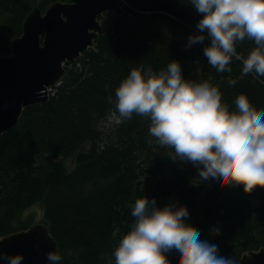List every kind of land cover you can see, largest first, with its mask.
<instances>
[{
    "label": "trees",
    "instance_id": "1",
    "mask_svg": "<svg viewBox=\"0 0 264 264\" xmlns=\"http://www.w3.org/2000/svg\"><path fill=\"white\" fill-rule=\"evenodd\" d=\"M65 1L0 0V56L10 54L33 10ZM98 18L101 28L77 59L80 65L67 67L57 92L25 107L18 123L0 135V236L30 226L32 215L20 216L40 204L61 255L58 264H115L114 250L135 222V201L145 196L159 208L185 206L186 223L198 238L237 263L244 251L264 247V188L246 194L242 186L202 181L196 166L173 160L168 154L174 150L149 134V117L108 120L115 90L134 68L159 72L178 61L186 80L217 87L230 112L240 94L264 110V77L243 75L234 57L231 71L212 68L204 55L211 42L206 33L203 42L188 46L202 18L189 0H120ZM255 46L245 39L236 50L247 57ZM166 256L176 264L174 250Z\"/></svg>",
    "mask_w": 264,
    "mask_h": 264
},
{
    "label": "clouds",
    "instance_id": "2",
    "mask_svg": "<svg viewBox=\"0 0 264 264\" xmlns=\"http://www.w3.org/2000/svg\"><path fill=\"white\" fill-rule=\"evenodd\" d=\"M202 14L200 34L189 35L188 46L210 38L204 55L218 72L231 71L234 57L242 61V74L264 77V0H189ZM253 41L247 57L236 45ZM235 80H229L234 85ZM115 111L110 123L120 124L133 113L151 120L149 134L168 154L191 162L202 181L210 177L220 187L242 186L246 194L264 188V110L257 111L245 94L236 97V111L221 103V92L207 81L183 77L178 61L164 70L143 72L134 68L115 90ZM111 99V98H110ZM135 222L114 250L115 264H170L166 253L175 251L176 264H237L219 255L218 246L201 241L199 232L186 223L185 206H156L147 197L135 201ZM215 235L219 231L214 230ZM7 264H22V254L0 256ZM49 264H58V252L47 254Z\"/></svg>",
    "mask_w": 264,
    "mask_h": 264
},
{
    "label": "water",
    "instance_id": "3",
    "mask_svg": "<svg viewBox=\"0 0 264 264\" xmlns=\"http://www.w3.org/2000/svg\"><path fill=\"white\" fill-rule=\"evenodd\" d=\"M117 7L118 0H68L26 17L10 54L0 56V135L18 123L25 107L47 101L45 90L63 76L62 64L94 43L98 17ZM49 252H58V245L44 223L0 236V256L22 254V264H48ZM237 264H264V247L244 251Z\"/></svg>",
    "mask_w": 264,
    "mask_h": 264
},
{
    "label": "rangeland",
    "instance_id": "4",
    "mask_svg": "<svg viewBox=\"0 0 264 264\" xmlns=\"http://www.w3.org/2000/svg\"><path fill=\"white\" fill-rule=\"evenodd\" d=\"M79 65H80V63H79ZM51 96H53V95H51V94L46 95L47 98H49ZM65 162L67 164H69V165L72 164V161L69 158L66 159ZM254 201H255V203H258L260 201V195L259 194H256L254 196ZM27 215H32V217H33V219H31V223L32 224H34V223H42V208H41L40 204H34L31 207L25 209V211L22 213L20 218L24 219V218H26Z\"/></svg>",
    "mask_w": 264,
    "mask_h": 264
},
{
    "label": "built area",
    "instance_id": "5",
    "mask_svg": "<svg viewBox=\"0 0 264 264\" xmlns=\"http://www.w3.org/2000/svg\"><path fill=\"white\" fill-rule=\"evenodd\" d=\"M76 66H79V62H76ZM64 67H70V64H64ZM61 85V80H57L53 85L48 86L45 90V95H54L57 92L58 87Z\"/></svg>",
    "mask_w": 264,
    "mask_h": 264
},
{
    "label": "bare ground",
    "instance_id": "6",
    "mask_svg": "<svg viewBox=\"0 0 264 264\" xmlns=\"http://www.w3.org/2000/svg\"><path fill=\"white\" fill-rule=\"evenodd\" d=\"M120 0H118V2H119ZM77 62V60H75L74 62H72V63H76ZM72 63H68V66H69V64L71 65ZM66 69H67V67H65V71H66Z\"/></svg>",
    "mask_w": 264,
    "mask_h": 264
}]
</instances>
